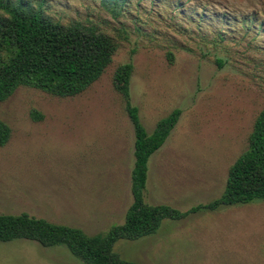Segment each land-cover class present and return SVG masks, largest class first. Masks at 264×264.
Returning <instances> with one entry per match:
<instances>
[{"label":"rangeland","instance_id":"rangeland-1","mask_svg":"<svg viewBox=\"0 0 264 264\" xmlns=\"http://www.w3.org/2000/svg\"><path fill=\"white\" fill-rule=\"evenodd\" d=\"M24 3L64 25H93L118 48L75 97L19 87L0 103L11 130L0 147V214L26 213L90 236L123 223L132 203L134 131L113 75L127 63L130 101L148 134L181 111L148 160L143 201L184 212L222 195L264 109V0ZM114 252L138 264H264V202L163 220L153 235L117 241ZM0 264L82 263L64 246L18 239L0 242Z\"/></svg>","mask_w":264,"mask_h":264},{"label":"trees","instance_id":"trees-1","mask_svg":"<svg viewBox=\"0 0 264 264\" xmlns=\"http://www.w3.org/2000/svg\"><path fill=\"white\" fill-rule=\"evenodd\" d=\"M24 1L0 0V103L19 87L60 98L83 93L109 66L118 43L93 25L80 22L64 25L52 21L42 9H34ZM108 9L116 19L119 12L115 5ZM132 72V64L127 63L120 65L113 75V87L124 101L134 131L132 203L123 223L111 226L103 234L90 236L79 228L54 224L26 213L0 214V242L22 239L44 248L64 246L82 264H138L121 259L114 252L115 243L153 235L163 220L177 221L200 211H215L223 206L246 205L257 200L264 202L263 109L254 121L246 151L228 170L219 198L184 212L165 204L147 205L143 191L148 160L165 143L181 111L173 110L148 134L140 122L138 109L130 101ZM10 137V128L0 120V147H4Z\"/></svg>","mask_w":264,"mask_h":264}]
</instances>
